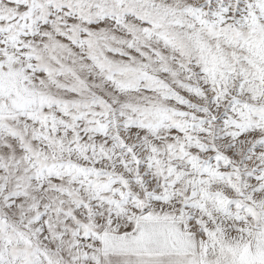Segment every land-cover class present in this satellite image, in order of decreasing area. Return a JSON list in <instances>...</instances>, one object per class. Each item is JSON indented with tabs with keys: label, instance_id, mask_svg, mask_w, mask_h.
Instances as JSON below:
<instances>
[{
	"label": "snow or ice",
	"instance_id": "6c2138e0",
	"mask_svg": "<svg viewBox=\"0 0 264 264\" xmlns=\"http://www.w3.org/2000/svg\"><path fill=\"white\" fill-rule=\"evenodd\" d=\"M0 264H264V0H0Z\"/></svg>",
	"mask_w": 264,
	"mask_h": 264
}]
</instances>
